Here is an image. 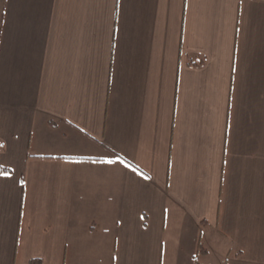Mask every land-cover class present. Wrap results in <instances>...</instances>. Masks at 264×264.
<instances>
[{
  "label": "crops",
  "instance_id": "crops-1",
  "mask_svg": "<svg viewBox=\"0 0 264 264\" xmlns=\"http://www.w3.org/2000/svg\"><path fill=\"white\" fill-rule=\"evenodd\" d=\"M32 260L264 264V0H0V264Z\"/></svg>",
  "mask_w": 264,
  "mask_h": 264
},
{
  "label": "trees",
  "instance_id": "trees-1",
  "mask_svg": "<svg viewBox=\"0 0 264 264\" xmlns=\"http://www.w3.org/2000/svg\"><path fill=\"white\" fill-rule=\"evenodd\" d=\"M30 264H42V262L39 260H32Z\"/></svg>",
  "mask_w": 264,
  "mask_h": 264
},
{
  "label": "snow or ice",
  "instance_id": "snow-or-ice-1",
  "mask_svg": "<svg viewBox=\"0 0 264 264\" xmlns=\"http://www.w3.org/2000/svg\"><path fill=\"white\" fill-rule=\"evenodd\" d=\"M110 163L112 162V161H109Z\"/></svg>",
  "mask_w": 264,
  "mask_h": 264
}]
</instances>
